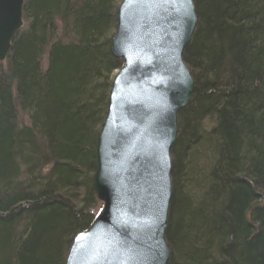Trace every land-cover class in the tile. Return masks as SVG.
<instances>
[{"label": "trees", "instance_id": "16d2710c", "mask_svg": "<svg viewBox=\"0 0 264 264\" xmlns=\"http://www.w3.org/2000/svg\"><path fill=\"white\" fill-rule=\"evenodd\" d=\"M120 2L23 0L0 62V264H64L100 210L95 150L122 65ZM193 3L168 264H264V0Z\"/></svg>", "mask_w": 264, "mask_h": 264}, {"label": "water", "instance_id": "95a60500", "mask_svg": "<svg viewBox=\"0 0 264 264\" xmlns=\"http://www.w3.org/2000/svg\"><path fill=\"white\" fill-rule=\"evenodd\" d=\"M23 0H0V62L22 27ZM193 0H121L111 40L113 78L96 146L100 210L64 264H168L171 150L195 81L183 55L196 27Z\"/></svg>", "mask_w": 264, "mask_h": 264}, {"label": "rangeland", "instance_id": "374dc122", "mask_svg": "<svg viewBox=\"0 0 264 264\" xmlns=\"http://www.w3.org/2000/svg\"><path fill=\"white\" fill-rule=\"evenodd\" d=\"M115 32V31H114ZM59 36H61V31H60V33H59ZM99 202V201H98ZM99 204H100V202H99Z\"/></svg>", "mask_w": 264, "mask_h": 264}, {"label": "bare ground", "instance_id": "6f19581e", "mask_svg": "<svg viewBox=\"0 0 264 264\" xmlns=\"http://www.w3.org/2000/svg\"><path fill=\"white\" fill-rule=\"evenodd\" d=\"M95 157H96V150H95Z\"/></svg>", "mask_w": 264, "mask_h": 264}]
</instances>
